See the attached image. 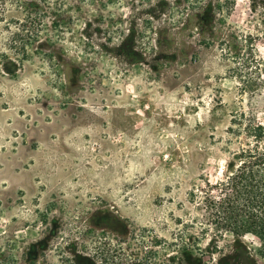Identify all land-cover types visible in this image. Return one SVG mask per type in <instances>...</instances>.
Here are the masks:
<instances>
[{"label": "rangeland", "instance_id": "1", "mask_svg": "<svg viewBox=\"0 0 264 264\" xmlns=\"http://www.w3.org/2000/svg\"><path fill=\"white\" fill-rule=\"evenodd\" d=\"M258 125L264 0H0V264H264L197 196Z\"/></svg>", "mask_w": 264, "mask_h": 264}, {"label": "trees", "instance_id": "2", "mask_svg": "<svg viewBox=\"0 0 264 264\" xmlns=\"http://www.w3.org/2000/svg\"><path fill=\"white\" fill-rule=\"evenodd\" d=\"M263 128L255 127L253 144L247 143L233 156L223 177L214 183L206 179L197 196L207 220L217 230L236 239L250 234L259 240L257 254L264 259V140ZM196 194V193H195Z\"/></svg>", "mask_w": 264, "mask_h": 264}]
</instances>
